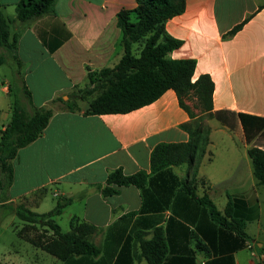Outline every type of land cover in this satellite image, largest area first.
<instances>
[{
	"label": "crops",
	"instance_id": "crops-1",
	"mask_svg": "<svg viewBox=\"0 0 264 264\" xmlns=\"http://www.w3.org/2000/svg\"><path fill=\"white\" fill-rule=\"evenodd\" d=\"M21 1L0 0L4 15L15 19ZM136 7L135 0H57L53 12L11 24L18 61L3 51L11 75L0 70V136L15 97L30 113L47 107L54 115L43 135L12 161L10 199L0 206L12 203L35 212L49 192L56 199L71 198L63 214L69 211L70 222L96 228L91 241L101 253L67 261L55 257L57 262L18 236L25 244L5 251L2 263L149 264L141 239L149 241L161 229L168 246L163 264H264V187L249 156L253 146L264 150V134L249 143L239 118L264 119V0H186L185 12L165 27L182 42L170 58L195 60L193 81L203 75L212 79L213 112L224 120L206 117L209 144L196 158V193L222 213L230 201L232 216L246 222V243L182 190L191 180L188 163L153 175L143 191L123 187L105 197L99 190L117 169L125 175L150 173L154 148L188 142L182 126L192 123L195 134L196 120L206 116L191 118L173 90L127 114L85 115L87 107L64 108L61 100L84 88L89 72L120 62L124 50L117 15Z\"/></svg>",
	"mask_w": 264,
	"mask_h": 264
},
{
	"label": "trees",
	"instance_id": "trees-1",
	"mask_svg": "<svg viewBox=\"0 0 264 264\" xmlns=\"http://www.w3.org/2000/svg\"><path fill=\"white\" fill-rule=\"evenodd\" d=\"M57 0H22L16 7V17L4 15L0 2V66L7 63L6 51L14 60L16 40L12 35L11 24L14 20L28 23L53 12ZM134 10L122 9L118 15V27L122 33L124 55L113 68L88 73V84L75 90L64 108L71 112L81 111L79 101L87 103L85 115L127 114L143 108L158 100L168 90L176 92L181 107L195 118V110L205 113L206 117L224 122L219 112H213V93L215 85L212 79L203 75L193 81L196 70L195 60H173L171 53L182 42L169 36L166 32L168 20L181 15L186 9V0H135ZM30 99L31 94L24 87ZM193 102V106H190ZM195 109V110H194ZM54 111L40 108L30 113L14 98L11 120L0 136V188H10L14 178L12 161L18 151L39 139L49 125ZM201 118V117H200ZM196 120V133L191 124H184L190 140L186 143H163L154 148L151 154V172L140 171L125 175L122 169L109 173L106 186L99 187L105 197L118 195L123 187L134 186L142 191L151 183V177L170 167L190 165L191 180L182 186L198 204L208 209L213 220L224 228L236 231L246 243V222L232 216L233 206L229 201L225 211L220 212L207 197L196 193V178L199 161L197 155L204 153L209 138L206 128ZM245 136L251 143L257 136L264 134V119L248 114H240ZM199 131V133H197ZM254 175L259 186L264 187V150L253 146L249 149ZM56 207L46 214H38L25 206L18 207L17 217L23 222L18 236L33 246L47 252L61 261L73 257H97L99 247L91 241L96 228L87 223L72 219L71 230L65 232L55 218L63 214L64 209L72 204L71 198H59ZM145 205V203H144ZM6 204H2V207ZM38 227L43 230L38 231ZM142 257L149 264H163L168 254V246L161 229H156L153 239H141ZM0 264H4L0 261Z\"/></svg>",
	"mask_w": 264,
	"mask_h": 264
},
{
	"label": "rangeland",
	"instance_id": "rangeland-1",
	"mask_svg": "<svg viewBox=\"0 0 264 264\" xmlns=\"http://www.w3.org/2000/svg\"><path fill=\"white\" fill-rule=\"evenodd\" d=\"M10 15H14V13H10ZM0 70H4L6 74L11 75L10 69L8 65H2L0 66ZM80 107H87L86 102H80L79 103ZM190 106H193V102H190ZM195 110V109H194ZM195 114H198V111L195 110ZM207 118L206 116H203L199 119L200 124L204 127L207 128ZM0 181H2L3 177L0 172ZM3 186L0 188V202H5L10 199V194H9V188L7 186H4V181H3ZM46 196V200L37 208L35 209V213L38 214H46L52 211L56 205L57 202L60 199L54 198L51 193L49 192ZM17 204H12V203H7L6 206L2 207L0 206V257H2V254L7 251V250H18L20 244H25L23 243L15 230V227L21 228L23 226V222L17 217L15 213H12V211L16 210ZM15 207V209H14ZM34 211V210H33ZM69 211L61 215L60 217L57 218V223L62 227V230L67 232L70 230V215ZM43 229L41 227H38V231L41 232ZM52 260H57L55 257L52 256ZM58 262V260H57Z\"/></svg>",
	"mask_w": 264,
	"mask_h": 264
}]
</instances>
